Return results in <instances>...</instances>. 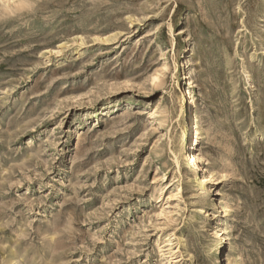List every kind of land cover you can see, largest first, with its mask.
Returning <instances> with one entry per match:
<instances>
[{"label":"rangeland","instance_id":"374dc122","mask_svg":"<svg viewBox=\"0 0 264 264\" xmlns=\"http://www.w3.org/2000/svg\"><path fill=\"white\" fill-rule=\"evenodd\" d=\"M219 251L264 264V0H0V264Z\"/></svg>","mask_w":264,"mask_h":264},{"label":"bare ground","instance_id":"6f19581e","mask_svg":"<svg viewBox=\"0 0 264 264\" xmlns=\"http://www.w3.org/2000/svg\"><path fill=\"white\" fill-rule=\"evenodd\" d=\"M155 34H157V31L155 29H153L150 31L149 35L153 36ZM185 78L190 79L188 74L186 75ZM178 84H179V82H178ZM190 86H188L184 90H182V99H183L182 106H183V108H182V110L180 109L181 115H179L180 118L184 119V126H183L182 132L180 134V142H181L182 147L184 149V163L186 166L190 167L191 174L194 175L195 177H200L202 174V177L204 179H207V178L212 179V176L210 177V175L203 174V168L200 164V162H201L200 159L202 157H201V154L199 153V145L201 142L200 139H201L202 133L200 131L201 127L199 125L198 108L195 107L196 103H195L194 95H193V92H192ZM199 113H200V111H199ZM221 255H222V252L219 251L217 253V257L213 260V263L222 264V260L220 259ZM238 264H241V263H238Z\"/></svg>","mask_w":264,"mask_h":264}]
</instances>
